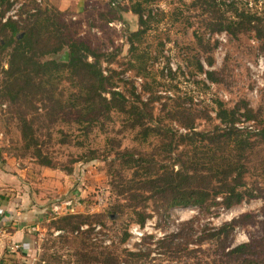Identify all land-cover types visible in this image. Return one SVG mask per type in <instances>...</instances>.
Here are the masks:
<instances>
[{
  "label": "rangeland",
  "instance_id": "obj_1",
  "mask_svg": "<svg viewBox=\"0 0 264 264\" xmlns=\"http://www.w3.org/2000/svg\"><path fill=\"white\" fill-rule=\"evenodd\" d=\"M11 1L5 15L14 18L16 11H21V17H26L39 8L56 19L66 39L84 41L98 55L114 56L108 65L113 70L112 84L130 101L138 95L147 104L146 112L151 114L147 125L152 127L150 134L142 138L138 128L129 127V114L104 109L85 112L75 104L79 100L75 91L80 84L64 74L47 81L46 90L40 95L50 100L36 104L35 109L0 98V105L4 104L0 106V161L8 164L10 168L5 167L8 171L21 175L17 176L21 179L18 180L21 191L34 188V193L41 192L45 199L41 202L45 218L30 234L31 264H101L96 260L104 259L98 255L100 249L114 250L118 264H190L194 259L228 261L224 255L227 248L222 249L225 243L222 237L219 241L207 237L231 219L237 222L233 223L228 237L229 245L250 242L257 257L264 255V142H257L254 136L242 187L253 197L227 209L206 201L201 208L159 207L155 211L157 205L147 200L145 210L150 216L138 228L143 233L139 237L129 232L137 224L128 208L123 206L119 214L110 216L115 191L122 185L131 187L147 173V168L134 169L118 159V152L130 150L134 156L149 157L162 165L169 164L173 153H179L186 164L193 162L202 168L209 167L227 152L222 143L210 147L196 138L188 144H179L173 153L167 154V136H156L153 130L185 132L191 126L195 131H208L215 125L221 126L215 116L218 102L226 109L242 102L247 104L253 114L250 120H243L239 115L241 109L235 114L238 117L235 124L243 127L242 131L252 132L264 126V74L263 85L253 95L254 81L249 68L264 56L260 42L252 32L212 33L208 20L210 15L223 12L228 4L238 10L259 12L262 0H216L211 11L194 0ZM137 4L144 20L142 24L133 12ZM135 31L137 34L132 35ZM208 57L212 59L211 66L205 64ZM4 61L5 57L0 55L3 67ZM197 63L211 70L214 80H208L197 69ZM101 64L106 66L104 62ZM20 112L30 122L28 131L34 138L31 143L52 166L39 164L32 152L36 148L25 147L19 128ZM90 155L95 158L88 160ZM64 198L71 201V208L53 213L51 205ZM66 215H80L85 224L70 231V224L62 219ZM178 226L185 227L184 233L189 234L190 241L179 260L156 250L137 261L127 254L138 248H152L156 239ZM88 228L91 230L84 233ZM124 231L128 237L120 242Z\"/></svg>",
  "mask_w": 264,
  "mask_h": 264
},
{
  "label": "trees",
  "instance_id": "obj_2",
  "mask_svg": "<svg viewBox=\"0 0 264 264\" xmlns=\"http://www.w3.org/2000/svg\"><path fill=\"white\" fill-rule=\"evenodd\" d=\"M194 2H198L210 11L217 3L216 0H194ZM11 5V0H0V55L5 57V67L0 63L1 99H7L19 107L35 109L36 104L50 100L48 96L40 95L43 90H46L44 86L47 81L52 76L64 74L69 80L80 84L75 91L79 96V100L75 102L77 107L79 106L85 112L104 109L105 111L114 110L122 115L129 114L130 128H138L142 138L150 134L152 127L147 125V122L151 120V114L146 112L147 104L138 95H134L130 101L112 84L113 70L108 65L111 64L114 56L110 53L98 55L84 41L66 39L56 19L47 16L46 11L39 8L34 9L26 17H21V11H16L17 16L14 18L5 15ZM133 12L137 15L138 23L142 24L144 20L138 4ZM226 12L230 14L225 15ZM208 20L209 30L212 33L223 31L226 34L235 35L252 32L256 41L260 42V49L264 54V0L259 12L238 10L228 4L223 12L216 16L210 15ZM137 32L135 31L132 35ZM61 51L62 54L59 55ZM56 54L58 56L53 57ZM102 62L106 64L105 67H102ZM211 63L212 59L208 57L206 66H211ZM197 69L202 71L208 80H214L211 70L203 69L200 63H197ZM217 105L215 116L221 126L215 125L208 131H195L191 126H187L185 132L155 129L152 133L156 136H167L168 141L165 143L167 154L173 153L179 144L185 145L197 138V140L205 141L210 147L222 143L224 147H227L226 155L214 163L211 162L209 167L202 168L193 162L186 164L179 153H173L169 164L162 165L149 157L134 156L130 150L118 152V159L124 160L134 169L147 168V173L145 177L136 180L131 187L122 185L115 191L116 198L111 205L110 216L119 214V210L125 206L134 217L133 221L142 227L145 219L150 216L145 210L147 200L157 205L154 208L155 211L159 207L164 210L187 206L201 208L206 201L227 209L253 197L251 192L242 189L243 174L247 168V156L254 147L251 138L254 136L257 142H264V126L250 132L242 131L243 127L235 125L238 120L235 114L238 110H242L239 115L244 121L250 120L253 116L245 102L235 104L230 109L222 107L220 102ZM18 121L25 147L36 148L32 152L39 164L52 166L49 159L41 158L39 149L31 143L34 138L28 131L31 127L30 122L23 112L18 114ZM189 139L190 141H186ZM93 158H95L94 155H90L88 160ZM137 195L141 196L140 199L136 197ZM122 200L123 204L120 202ZM81 217L66 215L62 219L70 224L69 230L74 231L81 224H85ZM73 218L76 220L73 221ZM235 222L237 219L221 224L207 237H214L217 241L222 237L225 242L222 249L227 248L224 255L228 257V261L194 259L190 264H264V255L257 257L250 242L229 245L228 237ZM184 229L185 227L181 226L175 227L171 233L156 239L152 248L145 247L142 250L138 248L135 252L127 251V254L137 261L148 257L151 250H156L159 253L169 254L171 259L179 260L188 250L187 246L190 243L189 234L184 233ZM90 230L88 228L83 232L87 234ZM127 237L128 233L124 231L120 242ZM145 238L151 239V236ZM101 250L98 251V255H103L104 259H96L98 262L118 264L114 250L111 252Z\"/></svg>",
  "mask_w": 264,
  "mask_h": 264
},
{
  "label": "crops",
  "instance_id": "obj_3",
  "mask_svg": "<svg viewBox=\"0 0 264 264\" xmlns=\"http://www.w3.org/2000/svg\"><path fill=\"white\" fill-rule=\"evenodd\" d=\"M5 165L0 161V264H31L30 234L45 218L41 205L45 199L41 192L35 194L34 188L21 191V179L17 177L20 174L8 171ZM11 244H17L19 249L10 250Z\"/></svg>",
  "mask_w": 264,
  "mask_h": 264
},
{
  "label": "built area",
  "instance_id": "obj_4",
  "mask_svg": "<svg viewBox=\"0 0 264 264\" xmlns=\"http://www.w3.org/2000/svg\"><path fill=\"white\" fill-rule=\"evenodd\" d=\"M249 68H250L251 78L254 81V86L251 90V93L253 95H256L257 89L263 85L261 76L264 74V56L263 57L260 56L258 58V60L256 61V64H254V65L250 64ZM0 106L4 107V104H1ZM236 126H238V125H236ZM70 208H71V201L69 199L64 198V199H61L59 202L52 204L50 207V210L53 213H57V211H59V210H62V209H64V210L68 209L69 210ZM138 228H139L138 225L132 226L129 229V232L137 235L136 237H139L143 233L141 231H139ZM9 249L12 251H16L19 249V246L17 244H11L9 246Z\"/></svg>",
  "mask_w": 264,
  "mask_h": 264
},
{
  "label": "water",
  "instance_id": "obj_5",
  "mask_svg": "<svg viewBox=\"0 0 264 264\" xmlns=\"http://www.w3.org/2000/svg\"><path fill=\"white\" fill-rule=\"evenodd\" d=\"M64 56H65V54H64Z\"/></svg>",
  "mask_w": 264,
  "mask_h": 264
}]
</instances>
